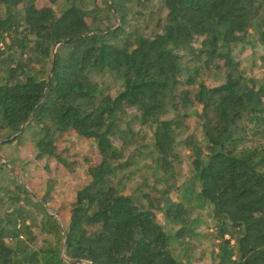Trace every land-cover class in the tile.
Listing matches in <instances>:
<instances>
[{"label":"trees","instance_id":"trees-1","mask_svg":"<svg viewBox=\"0 0 264 264\" xmlns=\"http://www.w3.org/2000/svg\"><path fill=\"white\" fill-rule=\"evenodd\" d=\"M41 1L0 0L1 145L31 133L37 160L73 172L58 143L74 132L95 140L101 159H86L90 182L65 227L48 211L52 190L36 196L0 160L10 181L0 185V264H193L190 248L203 240L215 264H264V82L235 53L249 37L264 47V0ZM201 69L224 82L199 81ZM108 75L122 84L116 96L94 79ZM127 110L152 130L146 148L174 180L156 204L146 185L125 193L135 155L115 142L135 137L122 126ZM191 118L201 140L188 134ZM179 148L193 167L181 186ZM203 212L212 233L200 231ZM34 227L51 239L40 243Z\"/></svg>","mask_w":264,"mask_h":264},{"label":"rangeland","instance_id":"rangeland-1","mask_svg":"<svg viewBox=\"0 0 264 264\" xmlns=\"http://www.w3.org/2000/svg\"><path fill=\"white\" fill-rule=\"evenodd\" d=\"M159 2V0H153L150 3V7L153 6V9H157ZM49 5L47 0H42L39 3L40 7ZM65 7L66 2L63 1L59 5L54 6V9L57 14H60ZM147 20L148 17L144 21V25L148 24ZM252 41L253 38L249 37L246 43L241 45L235 53L246 75L264 82V47L253 46L251 44ZM194 65L195 63H190L191 69L194 68ZM197 65L202 67L200 63ZM94 79L103 87L108 88L113 96H116L122 89L121 82L112 76H95ZM198 80L210 87H215L224 82V74L201 69ZM136 116L137 112L135 110H127V114L123 118L122 126L124 128L131 127L132 133L135 135L128 147L124 146L120 140L115 142L118 148L125 147V158L131 153L135 155V166L131 169V173H133L131 174L132 180L127 182L125 193L132 194L139 186L146 185L148 187L146 191L156 204V201L162 198V192L168 189L174 180L171 179L169 174L166 175L163 171L156 169L151 149L146 148V145L151 143L152 130L142 125ZM187 123L189 126L188 134H194L201 140L202 133L197 126L196 118H191ZM5 136L6 133H3L2 137ZM2 141L0 139L1 162L6 164L10 162L13 165V167L11 166L12 169L21 182L36 196L41 198L46 195L49 188L52 190L48 211L52 215H55L54 211H59L60 214L58 217L56 215V217L62 226L65 227L68 224L71 205L76 198L77 191L90 182V177L87 174L88 164L86 159L95 163L100 162L101 158L96 141L79 137L74 132L66 134L60 140L58 151L63 154L68 162L74 163L73 172L55 159L37 160L38 151L35 142L32 140L31 133L26 134L22 139L12 144L1 145ZM137 149L142 152V155L137 154ZM178 153L180 162L176 165L175 179L177 180V185L181 186L192 176V154L191 151L182 148L178 149ZM1 184L4 186L10 184L7 172L2 173L0 176ZM171 197L175 199L176 195L172 193ZM202 216L206 219L208 226L203 227L200 231L202 233H212L213 221L207 212H203ZM158 219L166 229L169 228L162 214H159ZM34 232L38 235L40 243L44 239H51L48 235L40 234V228L34 227ZM189 259L193 264H215L213 244L207 240H203L200 243L194 241L190 248Z\"/></svg>","mask_w":264,"mask_h":264},{"label":"water","instance_id":"water-1","mask_svg":"<svg viewBox=\"0 0 264 264\" xmlns=\"http://www.w3.org/2000/svg\"><path fill=\"white\" fill-rule=\"evenodd\" d=\"M84 36H87L86 34H83V35H78V36H76V37H73V38H71V39H69V40H67V41H59L58 43H57V45H56V48L58 47V46H60V45H62V44H67V43H70V42H72L74 39H80V38H82V37H84ZM53 60H55V52H54V58H53ZM53 67H54V63H53ZM16 136L17 135H15L14 136V138H16ZM69 263H72V264H76V263H81L80 261H68Z\"/></svg>","mask_w":264,"mask_h":264}]
</instances>
